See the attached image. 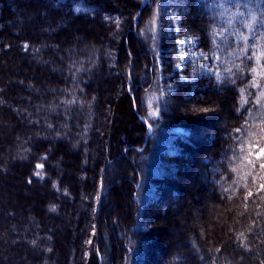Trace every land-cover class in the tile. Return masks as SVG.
<instances>
[{
    "label": "trees",
    "instance_id": "16d2710c",
    "mask_svg": "<svg viewBox=\"0 0 264 264\" xmlns=\"http://www.w3.org/2000/svg\"><path fill=\"white\" fill-rule=\"evenodd\" d=\"M263 92L264 0H0V264H264Z\"/></svg>",
    "mask_w": 264,
    "mask_h": 264
},
{
    "label": "rangeland",
    "instance_id": "374dc122",
    "mask_svg": "<svg viewBox=\"0 0 264 264\" xmlns=\"http://www.w3.org/2000/svg\"><path fill=\"white\" fill-rule=\"evenodd\" d=\"M176 56H177V64L176 68L177 69H182L184 65L187 62H191L193 64L194 71H210L214 72V66L216 64L215 60L212 61V58H208L205 55H203L199 50L195 48V42L192 38L189 37H182L178 39V44H177V51H176ZM263 102L262 104L258 107L257 113L255 116H252L250 118H253V122L247 123L249 127H247L249 130H251L253 124L257 121L256 119H261L262 120V114H263V109H264V92L262 95ZM249 132V131H248ZM261 132L264 133V127L261 128ZM254 149V154L255 157H264V154H262L261 150L264 149V141L261 144H255L252 147ZM264 164V163H263ZM167 234L164 235V238H166Z\"/></svg>",
    "mask_w": 264,
    "mask_h": 264
},
{
    "label": "snow or ice",
    "instance_id": "6c2138e0",
    "mask_svg": "<svg viewBox=\"0 0 264 264\" xmlns=\"http://www.w3.org/2000/svg\"><path fill=\"white\" fill-rule=\"evenodd\" d=\"M242 15V13H241ZM257 23V20H256V15L255 14H252L251 15V21L246 25L249 29H252L253 27V24ZM262 154H264V149L261 150ZM37 168H40L42 167V165L40 164H37L36 165ZM261 168H264V164H261L260 165ZM262 188H264V185H261ZM249 195H251V193H249Z\"/></svg>",
    "mask_w": 264,
    "mask_h": 264
}]
</instances>
